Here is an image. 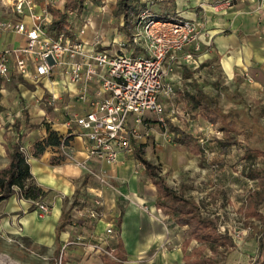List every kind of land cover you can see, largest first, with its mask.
<instances>
[{"label": "crops", "instance_id": "crops-1", "mask_svg": "<svg viewBox=\"0 0 264 264\" xmlns=\"http://www.w3.org/2000/svg\"><path fill=\"white\" fill-rule=\"evenodd\" d=\"M152 1L148 4L149 10L156 11V16L159 18L187 19L198 23L199 50L195 51L192 46L187 47L178 53L175 61L167 59L164 67L171 68L167 80L171 81L174 90L182 92L185 98L183 101L191 110L190 113L186 112V119L188 120L189 115H192L193 119H201L205 127L207 124L206 128L210 131L214 130L216 135L222 134L225 131L218 123L206 120L198 109L190 107L186 93L195 94L197 90H201L210 99L216 101L210 93L212 85L222 88L223 93L229 96L231 92L241 87L264 85V1L227 0L229 3L227 5L223 3L226 0H219V2L217 0ZM147 2L148 0H140L141 7L145 8ZM90 4H92L91 1ZM114 4L115 0L112 3L113 7H115ZM0 7L2 8L0 19H23L28 25L30 24L29 18H19L10 12L8 0H3ZM62 7L63 5L55 8ZM94 9L85 3L82 13H77L76 16L67 20L69 24L74 21V17L79 19L68 25V28L76 32L82 26L83 18L89 20L90 25L86 27L82 35V39L88 43V48L94 45V39L101 29L100 18L91 16ZM24 43V35L0 30V51L4 48H15ZM106 47L102 46V48ZM133 49L135 53L138 52L135 45ZM187 53L193 54L195 64L184 60V55ZM10 75L18 81V84L13 90L4 89L2 86L0 89V103L3 108L0 111L2 115L0 117V170L5 168L9 161L6 148L20 141L21 152L29 165L32 179L44 195L37 200H31L24 198L19 191H16L0 201V256H10L14 263L20 262L22 259L19 257L16 246L19 244L25 246L30 252L27 261H36L35 264H55L60 253L67 264H104V259L109 257L87 252V248L81 244L71 243L80 237L85 243L106 241L110 248H114V254L119 249L122 256V259H119L121 264H183L184 256L194 257L192 250H198L200 244L192 240L184 246V241L189 238L188 226L177 224L156 207L155 184L135 155L133 161L128 159L130 155L120 153L115 164L108 165L87 158V144L82 137L73 134L69 138L70 151L74 159L86 162L88 168L104 175L113 183L115 189L104 186L86 170L76 166L73 161L63 159L59 163H52V159L61 154L56 146H47L42 154L34 156V145L47 137L46 127L49 126L50 130L64 136L68 131L67 119L39 118L34 101L43 99L44 94L39 95L38 91H30L22 87L19 80V77H22L19 74L13 72ZM197 76H201L200 79ZM215 76H217V82H209V77ZM204 79L206 81L202 83ZM40 82L49 83L43 90L49 93L50 98L55 99L56 102L59 101L58 103L64 98V102H67L64 107H73L74 110H79V113L86 110V105L79 101H69L68 98H74L70 92L72 87L62 77L43 78ZM192 88H195L196 92L191 90ZM20 95L24 101L17 99ZM164 102L166 110V100ZM216 104L223 113L228 115L229 120L235 122L236 128L237 120L222 110L217 101ZM172 109L179 113L177 106ZM20 112H23L21 117ZM148 115L146 114L142 121ZM172 115L174 118H170L171 122L176 119L175 114ZM130 121L133 125L131 119ZM180 132L183 131H173L176 138L180 137ZM184 146L192 154H199V147L197 152H193L187 145ZM140 152L146 157L141 150ZM146 158L157 164L153 159ZM135 161H139L142 168L136 169ZM157 165L167 185L177 194L194 200L201 211L197 198L189 195L190 192H186L182 185L177 184V173L173 171L175 178L169 181L171 167L167 166L164 171H161L160 164ZM183 176H186V170L179 174V177ZM173 180L177 182L175 186L177 185L178 188L170 185ZM182 189L183 193H179L178 191ZM116 190L127 195L129 200L123 199ZM95 199H99L102 203L100 217L91 219L88 217V210L94 206ZM39 202L49 206V212L43 217L37 210ZM252 208L255 209L250 204L243 210L247 217L255 220L257 218L250 215ZM201 213L203 214L202 211ZM203 215L219 219L218 213H216L217 216ZM257 221L261 223L260 220L257 219ZM108 227H112L113 235L106 234ZM219 232L223 234L227 231H221L219 228ZM259 234H264V224H261L257 231L250 232L252 252L248 256L247 264L256 258ZM193 243L196 245L194 246ZM234 243L236 245L235 240ZM205 250L210 251L207 247L204 248L201 256L207 258L209 256L203 255ZM3 264L6 262L4 261Z\"/></svg>", "mask_w": 264, "mask_h": 264}, {"label": "built area", "instance_id": "built-area-1", "mask_svg": "<svg viewBox=\"0 0 264 264\" xmlns=\"http://www.w3.org/2000/svg\"><path fill=\"white\" fill-rule=\"evenodd\" d=\"M10 12L23 19L2 20L0 30L25 36V43L15 48L0 51V78L17 73L22 78L37 82L43 78L60 76L72 87V96L86 105L82 113H74L67 121V133L62 137L58 150L66 160L86 170L104 186L113 188L107 178L88 168L86 162L74 159L69 146L73 134L82 137L87 144V158L113 165L120 153L131 154L134 151V126L141 124L146 114L158 116L163 120L165 110L163 98L174 92L173 84L167 80L171 68L164 67L167 59L175 61L178 53L187 47L199 50L198 23L187 19L162 20L143 10L136 17L132 43L143 48L141 54L126 52L123 42L113 53L111 49L88 48L82 35L89 20L82 19L79 30L68 28V33L60 32L50 37L47 26L52 16L48 5L61 7L64 0H46L42 4L37 0H8ZM219 2V0H217ZM264 1V0H262ZM228 3V1H223ZM76 12H68V18ZM94 45L97 43H93ZM186 62L196 63L191 53L184 55ZM176 113L174 109L171 114ZM132 124L131 125V121ZM22 151V148H20ZM118 194L125 200L129 197ZM101 201L94 200V206L88 210V217H100ZM41 217L49 212L44 202L37 203ZM107 235H113L112 227L106 229ZM78 237L72 244H81L87 252L99 253L120 262L106 241L85 243ZM59 254L55 264H67Z\"/></svg>", "mask_w": 264, "mask_h": 264}, {"label": "rangeland", "instance_id": "rangeland-1", "mask_svg": "<svg viewBox=\"0 0 264 264\" xmlns=\"http://www.w3.org/2000/svg\"><path fill=\"white\" fill-rule=\"evenodd\" d=\"M37 1L45 2L46 0ZM150 1L148 0L145 8L141 7L140 1L134 3L137 14L129 27L130 33L134 31L136 17L143 10L148 8L149 14L158 18L156 11L149 10ZM85 3L89 4L90 8H95L91 12V16L94 15L101 20L100 32L93 42L97 44L92 46L94 49L108 46L107 48L114 53L119 44L123 42L126 44V52L136 49H133L134 44L122 26L123 18L113 17L115 8L112 5L113 0H87ZM1 4H3V0H0V6ZM0 10H2L1 7ZM160 19L171 20L172 18ZM75 20L79 19L74 17V21L69 24H73ZM135 47L138 51L135 55L144 51L140 45ZM200 77L197 76L198 79ZM216 78L217 76L209 77V82H217ZM19 80L22 87L30 91H38L37 94L39 95L44 94V98L38 99V102L33 100L39 118L46 120L47 117L52 120L56 117H62L69 121L74 113H79V110H74L73 107H64L67 103L64 102V98L60 103L50 98L49 93L44 91L46 84H49L48 82H28L20 77ZM205 81L206 79L202 83ZM211 87L210 93L212 97H215L220 108L237 120L235 131L222 132V134L216 135L214 130L210 131L206 128L208 127L207 124L205 127V123L201 119H193V116L189 115L187 120L186 112L190 113L191 110L183 101L185 98L182 96V92L179 93L178 90H174L168 98H163L166 100V110L163 112L164 114L162 113V121L158 120L157 115L149 114L141 124L134 126L133 145L139 148L146 157L160 164L161 171L170 166L169 181L175 178L173 171L177 173L178 180V183L173 180L170 185L175 188H178L177 185L175 186L176 183L182 185L186 192H190L189 195L196 197L203 214L210 216L219 214V228L221 231H227L233 237L236 248L220 247L214 256L217 264H247L248 256L252 252L250 232L257 231L262 222L259 223L257 219L253 220L247 217L243 209L251 204L258 213H264V178L253 177L256 173L264 176V85L251 88L241 87L239 90L231 92L230 96L223 93V89L220 87L216 88L215 85ZM191 90L196 92L195 88ZM17 99L24 101L21 95ZM68 99L70 102L76 101L75 98ZM174 106L179 108V113H174L176 119L171 122L170 118H174L173 115V117L171 116V110ZM22 115L23 112H20V117ZM33 116L35 115L33 114ZM169 124L190 134L198 144L199 154L194 155L186 146L177 143L175 141L176 134L173 133ZM218 140L228 145L221 146ZM128 155H130L128 159L135 160L134 151ZM135 164H137L136 169L142 168L139 161H135ZM185 170L186 176L179 177V174ZM108 182L113 187L112 189H115L113 183L109 180ZM178 192L183 193V189ZM193 244L196 245V243ZM16 246L22 260L14 263L10 256L3 255L0 256V263L3 264L5 261L6 264H35L36 261H27L30 252L26 250L25 246L19 244ZM203 255L210 256L211 253L205 250Z\"/></svg>", "mask_w": 264, "mask_h": 264}, {"label": "trees", "instance_id": "trees-1", "mask_svg": "<svg viewBox=\"0 0 264 264\" xmlns=\"http://www.w3.org/2000/svg\"><path fill=\"white\" fill-rule=\"evenodd\" d=\"M64 1V5L61 9L55 8L51 4L48 5V10L52 15L51 23L47 26V32L50 37H55L60 32L69 34L67 13L72 11L80 14L84 11L86 0ZM139 1L140 0H115L113 17L123 18L122 26L130 39L131 33L129 27L134 22L135 15L137 14L134 3H139ZM17 84L18 81L10 74L7 78H0V89L2 86L4 89L13 90L16 89ZM186 97L190 102V107L192 109H198L206 120L218 123L220 128L227 133L234 131L235 122L229 120L228 115L218 108L216 101L210 99L201 90H197L195 94L188 92L186 93ZM2 109L0 103V111ZM46 131V139L34 145V156L42 154L47 146H60L63 136L58 135L54 130H50L49 126L46 127ZM172 131L179 132V130L174 127H172ZM175 141L187 145L190 150L197 152L198 144L194 141L192 136L180 132V137L175 138ZM219 143L223 146L228 145L222 141H219ZM20 147L21 144L20 141H18L6 148L9 161L5 168L0 170V201L8 198L16 191H19L24 198L31 200H37L44 195L41 188L32 179L29 165L26 162L23 152L20 151ZM134 155L144 165L148 177L155 184L156 207L161 209L165 215H168L177 224L188 226L189 238L184 241V246H187L192 240L200 244L198 250H192L194 257H191V255L184 256L183 264H217L214 256L220 247L234 248L236 246L233 237L227 232L223 234L220 233L218 219L203 215L199 205L194 200L187 199L171 189L167 185L164 176L160 175L158 165L144 157L136 146H134ZM63 159H65L64 156L60 154L59 157L52 159V163H59ZM253 177L264 178V176L257 173L254 174ZM250 215L256 217L264 224V214H260L252 208ZM206 247L211 253L207 258L201 256V252ZM115 255L118 259H122L119 249L118 251L116 250ZM262 255H264V234H259L256 258L250 264H264V259L261 258ZM104 264L121 263L105 258Z\"/></svg>", "mask_w": 264, "mask_h": 264}]
</instances>
